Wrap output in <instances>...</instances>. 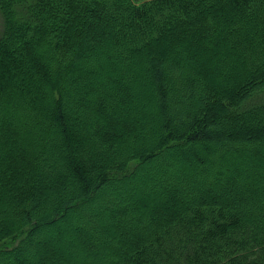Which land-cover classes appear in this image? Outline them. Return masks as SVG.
I'll use <instances>...</instances> for the list:
<instances>
[{
  "label": "trees",
  "instance_id": "1",
  "mask_svg": "<svg viewBox=\"0 0 264 264\" xmlns=\"http://www.w3.org/2000/svg\"><path fill=\"white\" fill-rule=\"evenodd\" d=\"M0 15V264H264V167L242 153L264 155V0H0ZM223 119L243 131L205 126ZM76 220L75 238L46 234Z\"/></svg>",
  "mask_w": 264,
  "mask_h": 264
},
{
  "label": "rangeland",
  "instance_id": "2",
  "mask_svg": "<svg viewBox=\"0 0 264 264\" xmlns=\"http://www.w3.org/2000/svg\"><path fill=\"white\" fill-rule=\"evenodd\" d=\"M2 30V22H1V15H0V31ZM183 48V47H182ZM193 48H190V50H192ZM215 49H216V47H215ZM183 50V49H182ZM225 50H223L222 51V53L223 54H225ZM227 54V53H226ZM227 55H230V56H232V54H227ZM147 58V57H146ZM147 60H149V62H150V64H152L153 66H156V68H159V69H162V68H164V67H162V64H161V62H159V60H157V59H152V58H147ZM139 64H140V62H139ZM216 67H217V70L219 71V70H221V64H220V60H218V61H216ZM144 80V79H143ZM136 84V83H135ZM136 94L134 93V92H132V94H135L137 97H139L140 99H146L147 100V102H150V103H152V99H151V96H147L146 94H144L145 93V87H144V82H143V84L141 83V84H138V85H136ZM135 91V90H134ZM196 103H202L204 106H206V107H208V106H210L211 104H212V102H209V101H207V99L204 97V98H197L196 99V101H195ZM145 106L146 105H144V106H137V105H133V107H135L136 108V110H138V112L139 113H141V112H146V113H148V114H150L151 116H152V109H150L149 107L148 108H145ZM170 114V113H169ZM159 120H157V122H158ZM264 123V122H263ZM210 123H208V124H205V126L209 129V128H212V129H214L217 133H220L221 135L224 133V134H227L226 132H228V134L229 133H231V134H238V132L240 133V132H242L243 131V129L242 128H240L241 130H239L238 131V129H239V127H235V126H233V125H235V123L234 122H232L231 120H228V119H223V120H221V121H219V122H217L216 123V125H209ZM264 125V124H263ZM199 126H201V125H199ZM237 132V133H236ZM257 143V145L256 146H258V147H261V142L259 141H257L256 142ZM221 144H222V146L224 145L222 142H221ZM221 146V147H222ZM224 147L225 148H227V146H225L224 145ZM216 145L215 144H211V145H209V144H206V145H204L201 149L199 148V147H196L195 148V150H196V152H195V154H196V156L198 157V156H200V157H202V156H204V154H205V152H209V151H216ZM235 151H237V152H239L238 150H235ZM240 153V152H239ZM242 153H244V154H246V157L248 158V159H250L253 163H255L257 166H260V167H264V159L263 160H261V161H259L260 159V157L261 158H264V155H259V156H257V154H253L252 152H250V151H248V150H245L244 152H242ZM195 156V157H196ZM217 156L219 157L220 156V153H218L217 154ZM242 155H240V154H236V160H235V164L234 165H232L231 164V166H229V168L228 169H230V170H233L234 171V169H236V168H238V169H244L247 165L246 164H248V160H246V158H243V157H241ZM210 160V159H209ZM188 161V163L190 164V165H194V162L193 161H191L190 160V158L187 160ZM224 161H226V160H224ZM227 162V161H226ZM228 165H229V163H228ZM223 166V165H222ZM207 167V166H206ZM158 170V167L156 168L155 167V171H157ZM207 170H209V167L207 168ZM229 170V171H230ZM148 171L149 172H153L152 171V168L151 169H148ZM114 190H115V188H114ZM132 189L129 191V192H127V194L128 195H132ZM137 194V195H139V196H143L144 195V189L142 188V186H140V185H138L137 184V186L135 187V189H134V194ZM153 199V201L155 200V201H157L158 200V198H152ZM103 216H105V215H103ZM79 221H74V223L71 225V224H69V227H68V225L64 228V227H60V226H58V225H53L52 226V228H50V232L49 231H46V234H48V235H50V234H52V230H53V228H56V229H60V231H62V233H60V234H66V235H70V236H72V238H75V237H77V235H78V231H79ZM53 242H55V244H63L62 243V240H60L59 239V237H56L55 239H53ZM62 246H64V244L62 245ZM72 256H73V253H70ZM96 259V258H95ZM96 264H97V262H96Z\"/></svg>",
  "mask_w": 264,
  "mask_h": 264
}]
</instances>
